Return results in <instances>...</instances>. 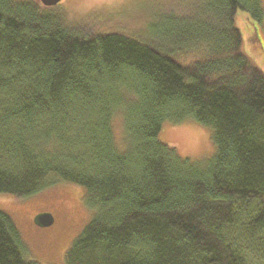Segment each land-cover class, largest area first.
Segmentation results:
<instances>
[{"label":"trees","instance_id":"trees-1","mask_svg":"<svg viewBox=\"0 0 264 264\" xmlns=\"http://www.w3.org/2000/svg\"><path fill=\"white\" fill-rule=\"evenodd\" d=\"M173 5L135 32L0 0V194L84 188L92 216L66 264H264V69L237 24L263 2ZM188 119L212 129L206 161L159 137ZM0 264H40L2 209Z\"/></svg>","mask_w":264,"mask_h":264},{"label":"rangeland","instance_id":"rangeland-1","mask_svg":"<svg viewBox=\"0 0 264 264\" xmlns=\"http://www.w3.org/2000/svg\"><path fill=\"white\" fill-rule=\"evenodd\" d=\"M185 1L188 0H61L56 9L72 23H86L94 18L95 23L103 22L98 25L102 30L141 32L159 22L165 6L182 12L184 8L174 6L173 2ZM262 2L264 7V0ZM237 24L243 33L245 51L264 69V17L260 21L248 11L239 10ZM122 120L121 113H117L113 122L116 143L121 149L125 148ZM159 137L180 156L194 162L206 161L216 151L212 129L192 119L165 122ZM83 197L82 186L59 181L28 198L0 194V209L16 221L32 259L40 264H66V250L92 216ZM42 212L54 216L51 225L36 223V215Z\"/></svg>","mask_w":264,"mask_h":264},{"label":"water","instance_id":"water-1","mask_svg":"<svg viewBox=\"0 0 264 264\" xmlns=\"http://www.w3.org/2000/svg\"><path fill=\"white\" fill-rule=\"evenodd\" d=\"M42 4L46 6H55L61 2V0H40ZM54 216L50 212H42L37 214L35 221L37 224L42 226L51 225L54 222Z\"/></svg>","mask_w":264,"mask_h":264}]
</instances>
